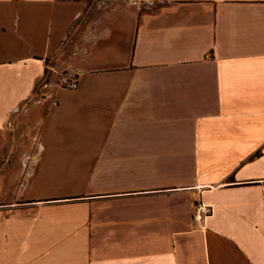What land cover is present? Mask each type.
<instances>
[{
    "label": "crops",
    "instance_id": "1",
    "mask_svg": "<svg viewBox=\"0 0 264 264\" xmlns=\"http://www.w3.org/2000/svg\"><path fill=\"white\" fill-rule=\"evenodd\" d=\"M0 264H264V0H0Z\"/></svg>",
    "mask_w": 264,
    "mask_h": 264
},
{
    "label": "built area",
    "instance_id": "2",
    "mask_svg": "<svg viewBox=\"0 0 264 264\" xmlns=\"http://www.w3.org/2000/svg\"><path fill=\"white\" fill-rule=\"evenodd\" d=\"M79 78L78 74H68L63 72L59 75L58 80L56 81L57 86L60 88L75 89L77 87ZM211 213V207L199 203L195 207V212L193 214V219L196 221L203 220Z\"/></svg>",
    "mask_w": 264,
    "mask_h": 264
},
{
    "label": "rangeland",
    "instance_id": "3",
    "mask_svg": "<svg viewBox=\"0 0 264 264\" xmlns=\"http://www.w3.org/2000/svg\"><path fill=\"white\" fill-rule=\"evenodd\" d=\"M196 207V206H195ZM195 212V211H194Z\"/></svg>",
    "mask_w": 264,
    "mask_h": 264
}]
</instances>
